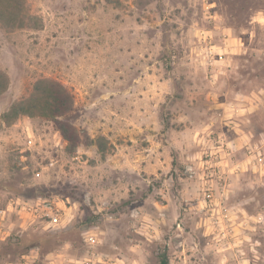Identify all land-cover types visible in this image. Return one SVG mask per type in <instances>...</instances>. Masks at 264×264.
Wrapping results in <instances>:
<instances>
[{
	"label": "clouds",
	"instance_id": "obj_1",
	"mask_svg": "<svg viewBox=\"0 0 264 264\" xmlns=\"http://www.w3.org/2000/svg\"><path fill=\"white\" fill-rule=\"evenodd\" d=\"M122 2L126 9H115L107 0H34L29 27L40 30L30 34L14 66L0 55L6 70L2 73L8 81L11 77L7 91L0 94V179L7 177L8 163L18 157L22 171L31 174L27 187L36 190L28 210L50 219L32 228L41 234L67 229L77 218H86L85 213L132 202L119 215L143 238L144 250L132 248L137 258L130 264H145L148 249L164 264L167 257L160 254L172 242L165 236L181 206L187 204L189 212L199 214L220 198L214 195L212 204L207 202L210 192L219 191L211 177L223 175L213 171L216 158L233 146L209 139L215 121L193 124L173 105L175 71L165 79L163 67L154 60L157 49L142 39L135 17L128 16L134 12L131 0ZM255 22L264 25V12ZM32 40H39V46ZM44 87L52 95L41 96ZM34 99L54 110L16 108ZM57 103L67 106L55 110ZM62 124L75 130V144ZM204 157L211 158L207 164L202 163ZM20 214L26 215L23 208ZM33 219L22 227H31ZM201 226L195 224L196 229ZM152 264H157L155 257Z\"/></svg>",
	"mask_w": 264,
	"mask_h": 264
},
{
	"label": "rangeland",
	"instance_id": "obj_2",
	"mask_svg": "<svg viewBox=\"0 0 264 264\" xmlns=\"http://www.w3.org/2000/svg\"><path fill=\"white\" fill-rule=\"evenodd\" d=\"M107 2L115 9H126L122 0ZM131 4L134 12L128 16L135 17L142 39L157 49V67H163L165 79L175 71L173 105L193 124L215 121L209 139L214 143L223 139L233 146L218 154L215 161L213 171L223 175L211 177L219 191L210 192L207 202L212 204L214 195L220 198L199 214L189 212L183 204L165 236L172 242L160 255H166L167 264H264V25L255 22L264 12V0H131ZM25 11L29 15L25 28L11 29L0 21V55L7 57L10 66L15 65L30 34L40 30L29 27L35 15L34 0H25ZM116 20L125 23L119 16ZM39 43L32 40L33 45ZM215 48L220 51H211ZM220 60L225 63H215ZM4 71L0 65V84L6 85V92L11 77L8 81ZM210 159L204 157L202 163ZM23 167L17 157L16 162L8 163L7 177L0 179L3 208L13 200L32 204L36 197V190L27 187L31 174L24 173ZM181 171L185 169L181 167ZM201 171L207 173L206 169ZM41 191L48 194L47 189ZM196 203L192 201L193 206ZM132 206V202H125L114 209L85 213L86 218L79 217L72 226L61 229L67 232L70 247L48 254L34 248L26 255V244L52 231L32 232V228L48 223L41 217H33L31 227H22L28 225L30 217L13 211L0 222V264H89L90 259V264H130L137 258L131 249L144 250L143 238L119 215ZM208 219L211 225L204 224ZM197 223L202 225L199 229L195 228ZM177 226L182 234H177ZM154 257L160 264V256L148 249L145 264H152Z\"/></svg>",
	"mask_w": 264,
	"mask_h": 264
},
{
	"label": "trees",
	"instance_id": "obj_3",
	"mask_svg": "<svg viewBox=\"0 0 264 264\" xmlns=\"http://www.w3.org/2000/svg\"><path fill=\"white\" fill-rule=\"evenodd\" d=\"M29 15L26 14L25 11V0H0V21L5 23L11 29H22L25 28L27 25V18ZM38 29V28H35ZM0 76H2L0 74ZM6 85L0 84V94L5 91ZM41 96H50L52 95L51 89L44 87L42 92L40 93ZM59 103L55 105V110H62V107ZM23 107L24 110H40L45 112H50L54 110L52 105L49 104H39L37 105L35 99L31 102H25L23 106L17 105L16 108L19 109ZM64 129V133L66 137H68L73 144L77 141V136L75 130L72 129L70 126L67 125H60ZM71 243L70 240L67 238V232L62 231L59 229L57 232H52L48 234V236H41L33 240L29 245H25V253L24 255L28 254L32 249L37 248L44 254V250H47V253H53L58 251L60 248L64 247L65 244ZM43 244L44 247H38V245ZM47 248V249H46ZM164 264H167L165 261Z\"/></svg>",
	"mask_w": 264,
	"mask_h": 264
},
{
	"label": "built area",
	"instance_id": "obj_4",
	"mask_svg": "<svg viewBox=\"0 0 264 264\" xmlns=\"http://www.w3.org/2000/svg\"><path fill=\"white\" fill-rule=\"evenodd\" d=\"M211 197V195L209 196ZM9 206L12 207V209H14V211H17L19 214L21 213V209L23 208L26 212V215L30 218H33V217H41V218H47L48 219V223H50V219L48 217H45V216H38L35 212H32V211H29L28 208L29 206H34L32 204H27V203H22L20 202L19 204L16 203V201H11L10 203H8V205L6 206V208H3L2 206H0V222L1 221H4L7 217V215L9 213H12V212H9ZM21 215V214H20ZM92 259H90L89 261V264L90 263H93L91 262ZM102 259H100V262H101ZM115 264H119V262H115Z\"/></svg>",
	"mask_w": 264,
	"mask_h": 264
}]
</instances>
